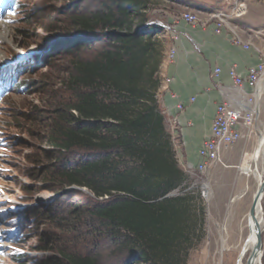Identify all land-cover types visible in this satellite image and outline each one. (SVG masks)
I'll return each instance as SVG.
<instances>
[{
  "label": "rangeland",
  "instance_id": "1",
  "mask_svg": "<svg viewBox=\"0 0 264 264\" xmlns=\"http://www.w3.org/2000/svg\"><path fill=\"white\" fill-rule=\"evenodd\" d=\"M12 1L0 0V33L4 31L5 36L0 40V67L12 60L21 62L29 56L19 74H22L20 78L24 83L33 86L8 95L0 109V134L3 131L9 143L8 149L0 154L3 168L0 183L6 189L5 196L0 197V236L6 240L1 243L4 247L0 254L5 256H0V264H37L45 258H57L63 262L60 253L96 257L100 264H140V250L126 245L122 235L107 228L93 212L94 207L108 197L96 199L88 189L58 184L48 174L50 166L60 160H57L60 152L48 144V131L44 129L53 122V113L58 106L73 101V94L66 89L64 81L76 60L91 59L105 43L100 41V37L106 34L101 29L94 32L93 37L92 34L73 32L76 31L73 27L70 29L72 32H67L66 26L79 16L92 17L111 2L23 0V9L17 12ZM149 4L150 10L139 18L152 26L150 34L158 39L161 47L165 46L166 34L160 23L165 22L166 13L181 18L183 13L194 12L178 1L149 0ZM196 14L201 21L208 18ZM135 21L137 23L138 20ZM136 23L134 32L140 28ZM51 28L55 30L50 31ZM111 32L121 34L120 30ZM248 35L251 49L256 52L255 47L264 48V0H248ZM164 53L166 65L169 64L167 59L165 61L169 53ZM263 81L256 90L254 109H259L258 112L255 110L253 126L241 128L242 139L221 152L218 165L199 173L196 168L199 158L196 165L186 163L177 153V140L172 139L185 181L168 197L187 195L194 211L189 229L190 243L179 255L180 264H202L205 253H210L209 248L223 225L225 215L232 213L235 205L241 203L239 194L248 197L243 219L248 218L258 188L253 178L247 179L240 174L239 168L246 154L255 149L264 120V93L258 95ZM3 121L8 127L3 125ZM1 127H4L2 131ZM177 127V118L168 120L170 136ZM64 155L61 159L66 157L69 165L96 157L91 152L78 150ZM240 182L244 189L242 192L237 189ZM30 209L38 213L29 216L27 211ZM7 213L13 215L7 216ZM16 220L21 225V234L18 244H13L11 236L16 234ZM10 231L13 235L9 234ZM262 251L264 264V232Z\"/></svg>",
  "mask_w": 264,
  "mask_h": 264
},
{
  "label": "trees",
  "instance_id": "2",
  "mask_svg": "<svg viewBox=\"0 0 264 264\" xmlns=\"http://www.w3.org/2000/svg\"><path fill=\"white\" fill-rule=\"evenodd\" d=\"M108 2L92 17L79 16L66 26L67 32L73 27L89 35L101 29L105 43L91 59L76 60L64 81L73 101L58 106L44 129L48 144L60 152L48 174L58 184L88 189L96 199L108 197L93 212L140 250V264H180L194 211L187 195L168 197L185 175L157 100L163 49L150 34L152 26L139 18L149 0ZM31 86L23 82V88ZM76 150L99 155L74 165L61 159ZM60 256L63 262L45 258L37 264H100L96 257Z\"/></svg>",
  "mask_w": 264,
  "mask_h": 264
},
{
  "label": "crops",
  "instance_id": "3",
  "mask_svg": "<svg viewBox=\"0 0 264 264\" xmlns=\"http://www.w3.org/2000/svg\"><path fill=\"white\" fill-rule=\"evenodd\" d=\"M167 1L181 2L183 7L206 18L212 11L230 13L231 7L240 0ZM241 1L221 34L215 33L213 24L205 28L192 27L182 21L180 16L169 13H166L165 22L160 23V28L166 34L165 46L162 45V49H165L163 52L168 54L175 49L176 57L172 63L161 64V85L157 100L166 130L168 120L177 118L178 127L173 129L171 136L177 140V153L188 164L198 163V150L210 137L211 125L219 104L228 103L235 108H248L247 99L251 89L247 86L243 89L236 88L229 77L232 67L246 76L248 69L259 61L258 54L253 49L248 50L233 44L235 36L232 26L243 43L248 44V0ZM149 10L148 8L145 11ZM174 37L178 39L174 40ZM216 68L221 69L217 78L214 77ZM166 80L170 82L166 83ZM262 83L259 96L263 94ZM179 104L184 106L183 111L178 110Z\"/></svg>",
  "mask_w": 264,
  "mask_h": 264
},
{
  "label": "built area",
  "instance_id": "4",
  "mask_svg": "<svg viewBox=\"0 0 264 264\" xmlns=\"http://www.w3.org/2000/svg\"><path fill=\"white\" fill-rule=\"evenodd\" d=\"M242 1L234 4L231 7L230 13L223 11H212L208 14V18L202 20L198 17V14L194 12H186L181 15V20L191 25L192 27H208L213 24L215 27V33L221 34L223 29L230 23V19L235 15L238 5ZM234 34L233 44L236 46H243L245 49H251L250 44L243 43L237 33L233 30ZM174 37V40H177ZM259 61L256 65L251 66L246 76L241 75L235 67L229 70V77L232 80L234 86L238 89H243L247 86L251 89V93L247 99L248 108H235L228 103L219 104L216 108L214 120L211 125V134L207 138L200 149L198 150L199 163L196 168L199 173H205L210 167L218 165L221 162V152L229 149L232 145L242 139L241 128L251 127L255 121L256 112L254 109L255 99L257 98L256 90L260 82L264 79V48H256ZM176 57L175 49H172L167 55V60L172 63ZM165 59V61H166ZM221 73L220 68L214 70V77L217 78ZM167 83L170 81L167 80ZM178 110L182 111L184 106L179 104Z\"/></svg>",
  "mask_w": 264,
  "mask_h": 264
},
{
  "label": "bare ground",
  "instance_id": "5",
  "mask_svg": "<svg viewBox=\"0 0 264 264\" xmlns=\"http://www.w3.org/2000/svg\"><path fill=\"white\" fill-rule=\"evenodd\" d=\"M3 38H5L4 31L0 33V40ZM261 93H264V81ZM256 111H258L257 108ZM262 113L264 115V108ZM239 171L247 179L249 177L255 180L257 191L264 185V120L257 145L253 152L246 154ZM237 189L240 192L244 190L242 182L238 184ZM239 196L241 203L235 205L232 213L225 215L223 225L218 229V235L209 248L210 253H205L202 264H250L249 259L257 245V232L259 230L262 234L264 232V193L259 200L254 217L249 213L247 219H243V216L248 197H242V194ZM262 260L261 248L252 264H263Z\"/></svg>",
  "mask_w": 264,
  "mask_h": 264
},
{
  "label": "clouds",
  "instance_id": "6",
  "mask_svg": "<svg viewBox=\"0 0 264 264\" xmlns=\"http://www.w3.org/2000/svg\"><path fill=\"white\" fill-rule=\"evenodd\" d=\"M21 11V10H20ZM29 59V56H28V58L27 59H24V60H22L21 62H19V61H16V60H12L9 64H6L5 66H2V67H0V74H1V76H7V77H11V75H13L14 76V73L16 74L14 77H17V78H20V77H22L21 75L22 74H19L20 72V68L22 67V64L23 63H26L27 62V60ZM21 79V78H20ZM24 88H23V81L21 80V83H20V86H18L17 88H16V90L13 92V93H10V95H12V94H14V93H18L19 91H22ZM7 99H8V97H7ZM3 125L4 126H7L6 125V123L3 121ZM8 127V126H7ZM2 129H4V127H1V131H2ZM0 140L3 142H7V144H9L8 143V141H7V139L4 137V132L2 131V133L0 134ZM7 216H10V215H13L12 213H7L6 214ZM5 215V216H6ZM7 216H6V218H7ZM18 221L19 220H16V221H14V223H15V228L17 229L16 230V234H14L13 235V233L10 231V233L9 234H11V235H13V236H11L12 238H11V240H12V243L13 244H18V237H19V235L21 234V232H20V228H21V225H19V223H18ZM13 230V229H12ZM18 248V247H17ZM15 258V257H14Z\"/></svg>",
  "mask_w": 264,
  "mask_h": 264
},
{
  "label": "water",
  "instance_id": "7",
  "mask_svg": "<svg viewBox=\"0 0 264 264\" xmlns=\"http://www.w3.org/2000/svg\"><path fill=\"white\" fill-rule=\"evenodd\" d=\"M86 123H90V122H86ZM264 193V185H262L260 187V189L257 191L255 197H254V200H253V204L250 208V215L254 217L255 215V212H256V208H257V205L259 203V200L261 198V196L263 195ZM262 248V232L259 230L257 232V245L253 251V254L251 255L250 259H249V263L252 264V262L256 259V257L258 256L260 250Z\"/></svg>",
  "mask_w": 264,
  "mask_h": 264
}]
</instances>
